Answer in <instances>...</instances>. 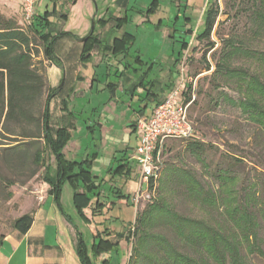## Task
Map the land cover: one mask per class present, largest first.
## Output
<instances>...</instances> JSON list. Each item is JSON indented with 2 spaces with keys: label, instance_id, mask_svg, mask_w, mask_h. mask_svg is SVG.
I'll use <instances>...</instances> for the list:
<instances>
[{
  "label": "rangeland",
  "instance_id": "1",
  "mask_svg": "<svg viewBox=\"0 0 264 264\" xmlns=\"http://www.w3.org/2000/svg\"><path fill=\"white\" fill-rule=\"evenodd\" d=\"M125 1L126 10L118 6ZM210 1L69 0L65 17L62 18L60 25L58 24V28L52 29L56 26L54 24L49 29L54 30L52 33L55 34L59 30L67 31L80 39L93 31L99 42L98 46L92 48L94 55L90 56L92 61L89 70L95 75L86 78L76 88L74 85L77 65L72 62L71 49L67 44V38L71 36L64 35L54 42L52 51L59 55L63 62V70L57 84L62 86L63 93L61 97L51 102L49 124L54 132L57 127L55 128L53 120L60 99L74 95L71 97L74 98L71 100V108L79 120L77 123L79 127L74 123L75 128H71V132L69 130L66 155L74 157L78 163L87 159L90 164L87 168L89 175L103 190L93 192L95 199L98 195L99 203L96 204L92 200L90 207L84 208L83 213L87 217L90 215L99 229L108 228L112 240L121 239L112 243L114 247L107 264H128L131 244L135 241L131 236L132 230L136 228L138 216L165 191L167 201L177 212L190 216H202L207 213L183 195L182 188L176 180L177 173L169 172L168 175L167 167L173 165L193 168L201 181L214 186L217 182L213 178V173L219 168L231 169L243 181L257 175L264 179V148L261 134L239 108L229 101L238 97L235 87L212 73L221 51L226 49V40L229 38L238 37L245 41L246 46L254 48H264V42L252 38L247 29L250 24L244 11H241V7L246 6L244 0H217L220 11L214 28L209 37L197 40ZM38 9L41 12L45 9L44 0H39ZM0 14L5 17L18 16L20 21L22 18L24 27L29 23L23 17L21 0H0ZM125 14L124 21L111 18L123 17ZM124 33L133 36L132 42L125 47L127 53L116 57L110 56L113 53L108 50V46L115 37L128 40L129 37ZM184 41L188 43L186 49L181 46ZM210 42L214 43L213 47ZM38 50V58L45 64V59L41 56L43 53L41 45ZM120 60L124 61L116 63ZM207 62L210 64L209 70H206ZM232 62L238 67L253 68L252 60L244 55L232 57ZM133 68L137 69L138 76L147 70L145 82L158 79L163 84L172 81L174 86L183 76L185 98L188 97L186 93L188 86H192L190 95L193 101L188 113L194 126V135L189 139L165 140L160 163L157 165V177L153 179V187L148 188L149 197L139 198L136 202L133 198L137 192L139 174L134 165L128 176L112 170L122 163L123 159L126 160L134 154L137 133L132 131L130 124L138 110L145 104L144 100L142 103V99L141 101L139 99V91L128 89L125 77H138L134 74ZM122 71L124 72L121 75ZM152 104V101L147 102L146 110H150ZM192 141L204 144L202 157L209 165L208 170L204 169L194 154L188 151L187 144ZM50 155L46 150L44 156L47 162L54 161ZM235 158L238 160L235 161ZM54 171L55 166H51L50 172L54 174ZM41 172L42 169L34 178L21 183L25 176L15 177L0 162V173L17 180L0 193V235L12 230L13 220L30 213L36 207L40 196L45 194L46 189L48 190L49 185L40 178ZM117 190L129 195L131 203L107 204L109 200L116 199L114 193ZM6 192L12 194L8 199L5 197ZM59 202L60 206L56 201L51 205L57 213L58 220L61 222L65 217L64 213L68 214L84 241L88 246L91 245L92 232L73 205V191L67 181L62 184ZM105 202L106 207L101 208L100 203ZM48 205L45 206L49 208ZM151 230L168 234L165 227L159 225H153ZM117 232L123 235L118 236ZM248 260L251 264H264L263 258L257 255L248 256ZM95 264L102 263L96 260Z\"/></svg>",
  "mask_w": 264,
  "mask_h": 264
},
{
  "label": "trees",
  "instance_id": "2",
  "mask_svg": "<svg viewBox=\"0 0 264 264\" xmlns=\"http://www.w3.org/2000/svg\"><path fill=\"white\" fill-rule=\"evenodd\" d=\"M216 1L211 0L205 10L204 25L197 40L209 37L214 28L220 11ZM244 1L246 6H242L241 11H244L250 24L247 29L252 38L264 42V0ZM47 14L48 10L36 12L26 27L19 24L16 17L0 14V162L15 177L25 176L21 183L31 180L42 169L40 178L49 185L46 192L53 196L59 206L61 187L67 181L72 187L73 205L93 237L88 246L77 231V257L82 264H95L96 260L107 264L114 247L109 240L111 231L108 228L99 229L97 223L83 213L92 200L99 203L98 195L96 199L93 197V192L100 189L99 184L89 175L87 159L78 163L63 154L62 149L70 132L64 127L52 132L49 124V104L61 87L49 86L46 65L43 60H36L41 45L44 59L57 64L52 51L54 42L64 35L78 36L67 31L52 33L49 29L53 25ZM62 15L65 17V13ZM124 19L125 16L117 18ZM124 34L129 37L128 40L114 38L108 46L110 52L126 50L133 36ZM81 40V58L88 60L92 48L98 46L99 42L93 31ZM226 41V49L221 51L212 73L235 87L238 97L229 101L259 130L264 148V48L246 46L245 41L238 37ZM210 44L214 46V43ZM187 45V41H184L181 46L186 49ZM237 55L250 58L253 68L233 65L232 57ZM206 67V70L210 69L208 62ZM171 87L172 81L168 84V88ZM191 88V85L188 86L187 99L192 98ZM187 148L208 170L209 165L202 157L204 144L192 141ZM46 150L54 158V174L50 172L49 162L44 156ZM132 164L127 159L123 164H118L114 172L128 176ZM166 170L168 175L169 172L177 173L176 180L183 195L207 213L190 216L177 212L167 201L166 191L160 194L159 199L137 218L136 228L131 235L135 241L131 244L128 264H251L248 260L251 255L264 260L263 178L257 175L243 181L231 169L219 168L213 173L217 182L214 186L201 181L193 168L171 165ZM16 181L0 173V193ZM151 187L153 177L149 180ZM11 195V192H6L5 197L8 199ZM114 196L116 199L109 200L107 204L131 203L129 195L120 190ZM100 204L101 208L106 207V202ZM91 214H94L93 210ZM67 219L74 225L69 217ZM31 221V213L18 216L12 222L13 230L19 228L25 232ZM153 225L165 227L168 234L152 231ZM6 233L0 235V242ZM116 235L123 234L117 232Z\"/></svg>",
  "mask_w": 264,
  "mask_h": 264
},
{
  "label": "crops",
  "instance_id": "3",
  "mask_svg": "<svg viewBox=\"0 0 264 264\" xmlns=\"http://www.w3.org/2000/svg\"><path fill=\"white\" fill-rule=\"evenodd\" d=\"M45 1V9L41 12L38 9L39 0L36 5V12L43 13L48 10V14L46 15L48 19L52 22V25L56 24L52 29L58 28V24L62 22L63 15L66 11V7L69 5V0H44ZM119 7L127 9V2H122ZM50 10V11H49ZM126 17V14L124 15ZM22 26H24L23 20H19L18 16H15ZM112 19H117L119 17H111ZM108 18V19H111ZM60 25V24H59ZM54 32V30H51ZM60 31V30H59ZM57 32V31H56ZM119 38V37H115ZM102 39V38H101ZM114 40V39H113ZM67 44L69 45L71 51L70 55L72 57V62L77 65L76 68V83L74 88L78 87V85L85 81L88 77H94V72L89 70L91 58L88 60H83L81 58L82 52V40L77 37L67 38ZM95 48V47H94ZM93 52H90L94 55ZM123 53H127L124 51H119L118 53L110 54L116 56H120ZM42 59H44V55L42 53ZM55 60L57 62L54 65L51 61H45L46 65V76L47 81L50 87L56 88L61 87L60 92L53 97V99H57L62 95V86H58V79L63 70V62L59 55L54 54ZM109 56V55H108ZM101 59V58H100ZM36 60H40L38 57ZM98 62H102V60H97ZM124 60L116 61V63H122ZM125 64V63H124ZM150 67V66H149ZM127 68V67H125ZM134 74L138 76L137 69L133 68ZM124 71L121 72V75ZM144 71L142 75H139L137 78L133 77H125L126 81H128V89L130 91H139V99L142 103L141 109L138 110L134 120L131 122L130 126L132 131L136 132V145L138 142V131L139 128L137 126L138 117H146L149 116L153 109L164 99L169 88L167 82L166 84L161 83L158 79L144 81L146 78ZM135 79V80H134ZM78 89V88H77ZM74 96V95H73ZM72 95H68L65 98H61L60 102L57 106L56 113L54 115V126L64 127L70 130L71 128H75L74 123H78L79 120L75 117V113L71 108V100L74 99ZM52 99V100H53ZM49 104V123L51 118V110ZM144 100V101H143ZM153 102L150 110H146L147 102ZM136 119V120H135ZM77 120V122H76ZM83 124V123H82ZM85 125V124H84ZM78 126V124H77ZM79 127V126H78ZM81 130L83 128L80 127ZM135 145V147H136ZM80 147V146H79ZM67 146L65 145L62 149L63 154L67 159L75 160L74 157H67L66 151ZM135 150V148H134ZM70 151V150H69ZM52 157V155H50ZM131 156L127 158L130 160ZM123 159V158H122ZM126 159V160H127ZM120 164H123L126 160ZM134 165V164H132ZM49 166H55V161L49 160ZM115 167L112 169L114 170ZM111 170V168H110ZM115 175V174H114ZM101 190V188H100ZM47 189L45 190V194L40 196V200L38 201L36 207L30 212L32 215V221L28 227V230L25 232H21V229L16 228L8 231L6 235H4L3 239L0 242V264H82L76 253V241H77V226L70 223L67 219H71V217L65 214V217L61 220H58L57 213L55 210L51 208V205L54 203L52 199V195L47 194ZM103 191V190H101ZM49 203V205H48ZM45 205H48L46 207ZM90 218V215L88 216ZM60 219V218H59ZM72 220V219H71ZM73 221V220H72ZM81 235V234H80ZM109 240L112 243H116L118 240L109 237ZM96 263V261H95Z\"/></svg>",
  "mask_w": 264,
  "mask_h": 264
},
{
  "label": "built area",
  "instance_id": "4",
  "mask_svg": "<svg viewBox=\"0 0 264 264\" xmlns=\"http://www.w3.org/2000/svg\"><path fill=\"white\" fill-rule=\"evenodd\" d=\"M38 0H21L24 19L29 22L36 13ZM183 76L172 86L164 99L146 117H138V142L130 160L138 171V188L133 198L149 197V180L158 174V163L163 144L167 139H189L194 127L188 117V108L193 99L184 96ZM144 186V188H143Z\"/></svg>",
  "mask_w": 264,
  "mask_h": 264
}]
</instances>
